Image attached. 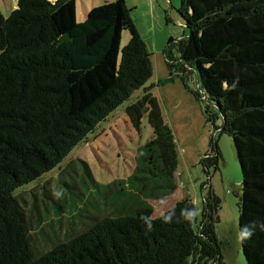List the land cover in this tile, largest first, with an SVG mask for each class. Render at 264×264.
Returning <instances> with one entry per match:
<instances>
[{
	"label": "trees",
	"instance_id": "obj_1",
	"mask_svg": "<svg viewBox=\"0 0 264 264\" xmlns=\"http://www.w3.org/2000/svg\"><path fill=\"white\" fill-rule=\"evenodd\" d=\"M178 11L188 31L176 43L180 67L196 76L208 120L222 122L241 167L244 257L264 264V0H181ZM124 31L130 39L121 48ZM172 44L165 51L170 69ZM152 75L125 0L94 7L84 22L76 0H17L8 18L0 12V264H224L215 231L221 200L211 193L197 230L189 198L158 218L141 203L40 257L32 249L16 191L59 166ZM146 114L155 138L128 183L161 199L177 189L179 159L150 89L127 108L137 129ZM220 156L217 148V159L205 164Z\"/></svg>",
	"mask_w": 264,
	"mask_h": 264
},
{
	"label": "rangeland",
	"instance_id": "obj_2",
	"mask_svg": "<svg viewBox=\"0 0 264 264\" xmlns=\"http://www.w3.org/2000/svg\"><path fill=\"white\" fill-rule=\"evenodd\" d=\"M113 1L78 0L81 21H77H85L87 4L96 3L98 7ZM126 4L151 54L153 75L59 166L16 191L32 249L40 257L104 218L134 213L141 203L152 207L153 218H158L177 202L189 198L197 208V230L203 221L205 200L211 193L221 200L215 231L222 262L247 264L239 230L241 167L232 137L221 132L222 122L208 120L205 108L209 102L199 90L196 76L190 74L188 66L187 73L180 67L176 43L188 36L178 11L181 0H127ZM16 9L17 0H0V12L5 18ZM129 39V32L124 31L121 48ZM170 40L176 64L172 69L165 56ZM147 89L157 98L163 119L174 134L179 159L175 172L177 189L161 199L145 196L128 183L137 168L139 153L155 138L148 114L140 129L127 115V108L142 99ZM194 92H199L201 98H196ZM217 148L221 155L217 163L205 164V159H217Z\"/></svg>",
	"mask_w": 264,
	"mask_h": 264
},
{
	"label": "crops",
	"instance_id": "obj_3",
	"mask_svg": "<svg viewBox=\"0 0 264 264\" xmlns=\"http://www.w3.org/2000/svg\"><path fill=\"white\" fill-rule=\"evenodd\" d=\"M85 0H82V2H84ZM126 2H127V0H125ZM96 3H94V5H86V7H85V19H86V16H87V14H88V12L91 10V9H93L94 7H96L97 5H95ZM78 0H76V13H77V20L78 21H81L80 19H79V17H78Z\"/></svg>",
	"mask_w": 264,
	"mask_h": 264
}]
</instances>
